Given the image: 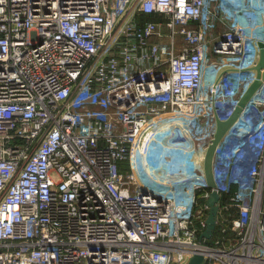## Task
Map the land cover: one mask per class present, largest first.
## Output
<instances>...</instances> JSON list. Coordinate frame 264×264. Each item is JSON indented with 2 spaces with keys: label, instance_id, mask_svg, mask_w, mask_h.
Here are the masks:
<instances>
[{
  "label": "built area",
  "instance_id": "1",
  "mask_svg": "<svg viewBox=\"0 0 264 264\" xmlns=\"http://www.w3.org/2000/svg\"><path fill=\"white\" fill-rule=\"evenodd\" d=\"M260 41L264 0H0V264H264V78L201 238Z\"/></svg>",
  "mask_w": 264,
  "mask_h": 264
},
{
  "label": "water",
  "instance_id": "2",
  "mask_svg": "<svg viewBox=\"0 0 264 264\" xmlns=\"http://www.w3.org/2000/svg\"><path fill=\"white\" fill-rule=\"evenodd\" d=\"M250 68L256 71V77L254 81L250 83L247 90L242 94L237 106L228 118L222 119L218 114H216V128L214 136L208 144V147L202 158V164L205 171V175L207 177L208 184L212 188V190L210 198L208 199L210 210L209 215L207 217V227L202 232L201 238H212L214 231L217 227V218L219 211L218 201L220 200L221 194L218 191L217 182L214 175V157L216 149L223 136L239 118L244 106L260 87L264 78V42L262 41L259 42L258 62L255 65H252ZM229 69H232V67L227 66L223 68L218 75V80L221 78V75L224 73V71ZM204 261L205 258L202 253H195L192 257L186 260L185 264H203Z\"/></svg>",
  "mask_w": 264,
  "mask_h": 264
},
{
  "label": "rangeland",
  "instance_id": "3",
  "mask_svg": "<svg viewBox=\"0 0 264 264\" xmlns=\"http://www.w3.org/2000/svg\"><path fill=\"white\" fill-rule=\"evenodd\" d=\"M127 167H129L128 164L126 165L125 169H127ZM231 234H232V233L230 232L229 235H231ZM213 238H214V237H213ZM213 238L208 239V241H209V242H213Z\"/></svg>",
  "mask_w": 264,
  "mask_h": 264
},
{
  "label": "trees",
  "instance_id": "4",
  "mask_svg": "<svg viewBox=\"0 0 264 264\" xmlns=\"http://www.w3.org/2000/svg\"><path fill=\"white\" fill-rule=\"evenodd\" d=\"M203 201V199H201Z\"/></svg>",
  "mask_w": 264,
  "mask_h": 264
}]
</instances>
